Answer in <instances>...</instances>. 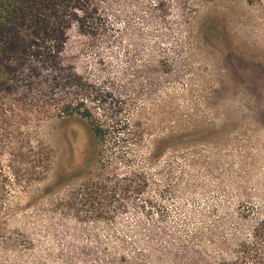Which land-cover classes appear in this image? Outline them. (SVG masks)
<instances>
[{"label":"rangeland","instance_id":"rangeland-1","mask_svg":"<svg viewBox=\"0 0 264 264\" xmlns=\"http://www.w3.org/2000/svg\"><path fill=\"white\" fill-rule=\"evenodd\" d=\"M96 3L107 29L72 27L62 61L137 140L94 161L81 122H27L53 163L0 211V264H200L206 233L230 235L240 210L264 207V0ZM135 168L137 191L81 204L99 173Z\"/></svg>","mask_w":264,"mask_h":264},{"label":"trees","instance_id":"trees-1","mask_svg":"<svg viewBox=\"0 0 264 264\" xmlns=\"http://www.w3.org/2000/svg\"><path fill=\"white\" fill-rule=\"evenodd\" d=\"M107 25L96 0H0V211L19 192L44 181L52 167V148L25 128L34 118L57 115L84 124L88 160L106 161L111 141L124 146L137 140L129 121L96 98L90 84L62 61L72 27L97 36ZM87 98L100 104L102 113H95ZM145 181L144 171L136 168L120 176L99 173L84 186L81 204L98 191L107 201L126 196ZM235 222L230 235L205 234L211 245L205 243L200 264H264V207L240 210Z\"/></svg>","mask_w":264,"mask_h":264}]
</instances>
